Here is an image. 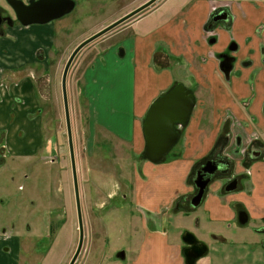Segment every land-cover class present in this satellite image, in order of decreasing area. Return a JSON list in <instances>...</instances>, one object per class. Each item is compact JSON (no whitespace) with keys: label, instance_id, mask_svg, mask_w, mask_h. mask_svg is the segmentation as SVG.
<instances>
[{"label":"crops","instance_id":"0c3cea01","mask_svg":"<svg viewBox=\"0 0 264 264\" xmlns=\"http://www.w3.org/2000/svg\"><path fill=\"white\" fill-rule=\"evenodd\" d=\"M220 9L226 10L228 20L210 31L206 30L209 16ZM125 30H130L131 34L122 43L121 52L109 50L100 56L101 59L95 58L92 69L89 65L83 73V79L87 83L92 81L94 85L98 76L121 83L120 86L113 83L107 86L111 91L118 88L119 101L106 102L104 117L99 114L95 100L90 102L83 98L87 103L83 148L92 166L105 165L104 146L108 143L116 146L113 155L121 156L119 162L126 166L132 163L126 157L142 154L145 148L143 119L153 102L177 84L192 91L199 86L201 90L211 92L216 101L230 106L238 117L255 116L251 137L247 127L242 128L244 134L240 139V149L246 148L253 139L264 143V118L261 117L264 102V0H178L174 5L164 2L155 12L136 19ZM22 37L24 35L10 42L11 51L3 47L4 40L10 38L0 40V171L6 166L5 155L9 152L16 159L27 157L26 154H34L36 148H40L41 142L34 84L20 72L31 62L29 55L23 52L28 48L27 40ZM37 46L33 50L40 47L39 44ZM230 47L234 49L232 52ZM222 54L234 59L235 75L230 83L223 84L220 80ZM90 71L99 72L93 79L88 75ZM124 79H127L126 86ZM245 101H249L248 110L242 108ZM203 116L204 110L201 114L199 110L196 112L184 136L183 154L173 164L133 161L138 171L132 176V184L136 188L132 202L142 220L143 232L132 264H184L176 235L170 236L165 227L167 213L174 200L173 192L157 198L150 197L147 190L149 178L153 176V181L156 178L151 171L158 169L169 173L170 184L177 179L179 182L175 184L184 187L183 180L190 169H195L203 158L222 146L220 124L217 122L209 132L201 126ZM23 128L27 131L23 132ZM232 142L233 139L230 148L236 149ZM249 164L250 176L244 180L241 191L220 193L219 183L208 188L200 204L202 214L197 221V228L202 232L199 240L207 246V253L196 264H264V232L258 234L254 231L255 226L264 228V159H254ZM140 176L147 178L145 182ZM161 181L166 182V178ZM237 208H242L247 214L248 222L244 227L237 224ZM181 214L183 225L190 223L189 214ZM231 223L238 228L228 230ZM248 226H252L251 229L245 228ZM19 235L20 232L13 233L12 229L0 232V264H19ZM206 237H210L211 242L205 241ZM217 238L222 239L217 242Z\"/></svg>","mask_w":264,"mask_h":264},{"label":"rangeland","instance_id":"374dc122","mask_svg":"<svg viewBox=\"0 0 264 264\" xmlns=\"http://www.w3.org/2000/svg\"><path fill=\"white\" fill-rule=\"evenodd\" d=\"M119 1L122 2L118 4ZM146 1L148 0H116L115 2L102 0L103 3L98 4L99 0H90L82 7L79 5L76 13L63 18V22H56L54 32L50 25L23 27L15 24L13 28L3 27L0 32V40H4L5 37L10 38L3 41L4 49L10 51L9 46L12 44L10 42L21 35L27 40L28 49L23 52L29 55L31 62L27 63L20 72H23L22 77L30 79L34 84L41 122L40 148H36L34 154L28 153L27 157L19 159L12 157L10 152L4 154L6 166L0 171V232L3 229L6 231L12 229L13 233L20 232L17 236L20 237L19 264H69L78 244L76 205L61 93V76L66 61L84 38L102 29L105 26L104 22H109L110 14H115L114 18H117L128 10L123 9L127 3L132 2V7H138ZM164 2L174 5L178 0H158L124 25L116 27L85 46L69 68L66 78L67 101L84 232L82 250L75 264H132V259L136 257L142 239L143 223L135 209V203L132 202L136 190L135 185L133 187L132 184V176L138 171V166L136 167L133 161L146 160L143 159L142 154L139 156L131 154L126 157L132 162L130 165L120 164L119 159L122 157L113 155L116 146L108 143L104 146L105 165L101 164V167L100 164L94 166L90 164L83 148L87 114V103L83 98L90 102L95 100L99 114L104 117L106 102L119 101L118 88L111 91L107 86L112 83L120 86L121 83L109 77L107 80L98 76L94 85L92 81L87 83L83 79V73L89 65V69H92V61L95 58L101 59L100 56L109 50L121 52L122 43L131 34V31H126L125 28L136 19L155 12ZM0 5H3V0H0ZM67 18L69 19L64 22ZM8 32L10 34H7ZM37 44L40 47L33 50L38 47ZM126 46L128 47V44ZM0 50L2 51V47ZM96 64L98 63L94 65ZM98 72L90 71L88 75L94 79ZM220 74L223 84L230 83L235 75L234 68L228 74L220 70ZM123 84L127 85V79H124ZM193 92L197 93L196 107L188 125L181 133L179 146L170 151L159 164L171 165L174 160L181 157L185 133L188 132L189 124L198 110L199 114L204 110L201 126L211 132L218 122L220 132L228 133L230 137L228 144L233 139L235 148H241L237 143L244 134L243 127H247L249 136L253 135L254 118L242 114L244 119L238 117L230 106L221 105L220 100L216 101L211 92L203 91L199 86L194 87ZM235 103L237 105V102ZM248 106L249 101L242 103L244 110ZM226 108H229V111ZM116 109L119 111V106ZM25 131L27 130L23 128V132ZM28 139L29 136L26 140ZM155 166L154 168L157 169ZM151 172L155 173L156 178L155 181L153 176L149 178L150 185L147 192L150 197L162 198L163 194L168 195L169 191L173 192L174 200L169 207L171 212L167 213L165 225L168 234L174 236L185 227L199 239L201 231L197 228V221L202 211L200 206L188 212L190 216L188 224L183 225L181 214L188 211L186 198L195 192L192 186L193 167L187 178L183 180L184 187L175 184L179 182L177 179L170 184L167 175L169 173L166 174L159 169ZM164 177L167 183L161 181ZM140 178L142 182L147 179L143 176ZM220 226L225 228L223 224ZM251 227L245 228L251 229ZM234 228H238L235 223L229 224L228 230ZM256 228L255 226L254 229ZM175 238L178 242L177 235ZM205 241L211 242L210 237H206ZM120 252L125 253V259L117 258L116 255Z\"/></svg>","mask_w":264,"mask_h":264},{"label":"water","instance_id":"95a60500","mask_svg":"<svg viewBox=\"0 0 264 264\" xmlns=\"http://www.w3.org/2000/svg\"><path fill=\"white\" fill-rule=\"evenodd\" d=\"M157 1L158 0L146 1L131 13L127 14L121 19L112 23L110 26L104 28L101 31H98L91 37L78 44L71 52L64 66L61 76V93L79 232L78 244L69 264L76 263L81 253L84 240L83 222L80 208L79 190L73 150V139L66 90V78L69 68L71 67V64L73 63L77 54L85 46L95 41L111 29L115 28L117 25H120L124 21L132 18L143 10H146ZM6 2L9 4L12 10L15 20L23 27L47 24L53 20L59 19L60 17L69 14L75 6V2L73 0H29L28 4H24L20 0H6ZM220 20H227V14L225 12H221L213 19V21ZM220 59H223L221 71H223L225 74H228L230 72V65L228 66L226 65L227 63H224L225 60H231L232 58L226 55H221ZM194 106V95L182 84H177L174 88L162 94L153 102L142 122L143 135L145 139V148L144 152L142 153V157L144 160L156 164L160 163L165 158L171 148L177 144L179 135L181 133V128L186 126V124L188 123ZM198 178L201 180V177L198 176L194 181L197 193L190 200L191 208H196L200 205L205 192V188L208 184V180L200 182ZM239 223L240 225L246 223V215L244 212L239 213ZM189 235L193 239L192 235ZM206 253L207 247L206 245L202 244L201 251H199V253L195 254V256L192 257L193 261L201 258ZM124 255L125 254L123 252H120L116 256L119 259H124Z\"/></svg>","mask_w":264,"mask_h":264},{"label":"flooded vegetation","instance_id":"af4514ba","mask_svg":"<svg viewBox=\"0 0 264 264\" xmlns=\"http://www.w3.org/2000/svg\"><path fill=\"white\" fill-rule=\"evenodd\" d=\"M20 1H22L24 4H28V2H29V0H20ZM73 1L75 2V6H74L73 10L69 14L64 15L63 17H60L59 19L53 20V21H51V22H49L47 24L39 25V26L50 25L52 27V31L54 32L53 28L56 26V22H63L62 21L63 18H65V17H67V16H69V15H71L73 13H76V8L79 7V5H81V7H82V6H84L83 4L87 3L90 0H73ZM115 1L116 0H114V2ZM121 2L122 1H119L118 4L121 3ZM102 3H103L102 0H99L98 4H102ZM132 6H133L132 2L131 3L129 2V3H127L126 6H123V9H128V10H126V12L122 13L121 15L117 16V18H114L115 14H110L111 17L109 19V22L108 23L104 22L105 26L102 29H100L99 31H101L104 28L110 26L112 23L116 22L117 20L121 19L122 17L126 16L127 14L131 13L132 11H134L135 9H137L139 7V6L138 7H132ZM221 12H225L227 14V20H228V13L226 12V10H224V9L214 10V12L209 16V19H208V21L206 23V30L210 31L214 27H216L217 24L224 23V22L227 21V20H225V21H223V20L213 21V19L218 14H220ZM137 15H135V16H137ZM135 16H133L132 18H130V19L126 20V21H124L120 25H117L116 27H119L122 24L124 25V23H126L127 21L133 19ZM0 18H1V21H0V32H1L3 27H5V28L6 27L13 28V26H15V25H20L15 20L14 14H13L9 4L6 2V0H3V5H0ZM68 19L69 18L65 19L64 22L67 21ZM115 28H113V29H115ZM113 29H111L110 31H108L104 35L108 34ZM97 32H95V33H97ZM94 34H91V35L87 36L81 42H83L84 40H86L87 38L91 37ZM104 35H102V36H104ZM102 36H100V37H102ZM230 50L232 52L234 49L232 47H230ZM222 55H226V56L230 57L228 54H222ZM222 63H223V59H220V65H219L220 66V70L222 69L221 68L222 67ZM233 63H234V59L232 58L231 60H225L224 64H226L228 66L230 65L229 68L231 70L233 68V66H232ZM188 90H190V92L194 95V98H195V106H194V108H193V110L191 112V115H190V118H191L192 114H193V111H194V109L196 107V97H195L194 92L191 89H188ZM248 107L246 108V110H248ZM246 114H248V113H246ZM249 116L251 118H255V116H253V115H249ZM261 117L264 118V102H263L262 107H261ZM190 118H189V120H190ZM189 120H188V122H189ZM187 125H188V123L186 124V126ZM186 126L181 128V133H182V131L184 130V128ZM181 133L179 135V140H180ZM219 136L222 138V143H221L222 146L216 147L213 150V152L208 157L203 158L196 165V167L194 169V176H193V179H192V185L194 186V189H195L196 193H197V189L195 187L194 181L197 179V177L198 176L201 177V180L198 178L200 180V182L208 180V184H207V186L205 188V192H204L202 201H203V199L205 198V196H206V194L208 192V188L211 185H213L214 183H219L220 184V190H219L220 193L221 192L222 193H234V192L241 191V187L243 186L244 180L247 179L250 176V172L248 171V168L250 166L249 163H251L254 159H264V143L259 142L258 139H253V141H251L246 148H243V149H238V148L231 149L230 146H229L231 143L228 144L229 139H230V137L228 136V133L227 132L226 133L225 132H220ZM179 140H178V142H179ZM178 142H177V144H178ZM239 143H240V138H239V142L237 143L238 146H240ZM67 146H68V143H67ZM175 146H173L170 151H172ZM68 153H69V151H68ZM236 167L240 168L242 171L241 172L237 171L238 169H236ZM195 192H194V194H192V196L189 198V200L186 201V203L188 204V211H185L184 213H188L190 211H193V209H195V208H191V205H190V200L195 196V194H196ZM198 207H196V208H198ZM174 209H175V207H174ZM168 211L171 212V210H168ZM240 212H244L245 213V211L242 208H237L236 209L237 224L239 226L244 227L247 224V222H248L247 214L245 213V215H246V223L243 224V225H240V223H239V213ZM262 221L264 222V219ZM263 230H264V228H262V227H257L256 229H254V231L258 232V234H262V232H264ZM189 234L192 235L193 239L191 238V236ZM176 235H178V241H179V243L181 245L180 249H181L182 257L184 259V264H196L198 259L196 261H193L192 257L195 256V254L199 253V251H201L202 244H204V243L202 241H200L195 236V234H193V232H191L189 230H186V229H183V228L179 232H177ZM217 239H219V238H217ZM221 239L216 240V241L218 242Z\"/></svg>","mask_w":264,"mask_h":264}]
</instances>
